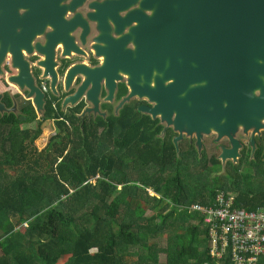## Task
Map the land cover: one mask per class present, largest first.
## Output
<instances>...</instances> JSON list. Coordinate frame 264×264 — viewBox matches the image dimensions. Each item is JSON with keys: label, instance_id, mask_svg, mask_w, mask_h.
<instances>
[{"label": "trees", "instance_id": "1", "mask_svg": "<svg viewBox=\"0 0 264 264\" xmlns=\"http://www.w3.org/2000/svg\"><path fill=\"white\" fill-rule=\"evenodd\" d=\"M135 108L61 119L48 103L21 128L0 113V264H233L211 256L202 215L179 206L224 190L264 208V140L223 164L196 138L177 150L174 129Z\"/></svg>", "mask_w": 264, "mask_h": 264}, {"label": "water", "instance_id": "2", "mask_svg": "<svg viewBox=\"0 0 264 264\" xmlns=\"http://www.w3.org/2000/svg\"><path fill=\"white\" fill-rule=\"evenodd\" d=\"M84 1L0 0V71L6 52L11 51L21 72L10 80L29 87L31 94L37 91L34 102L39 113L43 93L32 83L22 50L45 54L40 64L46 75L53 76L54 86L57 44L62 42L64 55L71 49L79 52L70 31L79 23L88 28L79 13L71 20L65 16ZM97 2L89 16L101 25L103 33L97 40L104 46L96 44L95 48L105 56L104 63L96 68L85 64L70 68L68 82L79 72L89 77L65 104H74L93 76L88 94L94 107L86 111L97 113L100 80H106V99L111 100L117 80L128 74L131 91L118 108L135 94L147 97L154 104L142 105L140 111L159 117L178 132L173 138L177 150L184 134L196 138L201 152L204 136L215 133L217 141L218 133V138L228 137L232 143L222 148V160L237 161L241 144L235 134L240 128L252 130L254 145L255 134L264 127V0ZM47 26L52 28L47 42L33 43ZM4 109L0 102V111Z\"/></svg>", "mask_w": 264, "mask_h": 264}, {"label": "flooded vegetation", "instance_id": "3", "mask_svg": "<svg viewBox=\"0 0 264 264\" xmlns=\"http://www.w3.org/2000/svg\"><path fill=\"white\" fill-rule=\"evenodd\" d=\"M104 1L105 0H85L82 5L76 7L75 11H67V14L65 16L66 19L71 20L75 15L79 13L85 20L88 28L86 30V27L83 24L79 23L72 29V31H70L73 42L80 49L79 52H75L74 49H71L70 54L64 55V47L62 46V42H59L57 44L55 53V61L57 63L55 69L57 72V77L54 81V86L53 76L50 73L46 75L45 67L40 64V61L45 58V54L40 53L36 49H34L32 52L22 50L25 61L29 63L32 83L37 89H39V91L43 93L44 104L41 117L44 115L45 105H48V103H52V106L55 108V114L60 115L62 113L59 117L61 119H64L65 116L70 113L71 118L77 116L82 119H84L85 117L94 118L97 115L106 117L111 112L117 114L120 109H122V107H124L126 104H131L134 108L136 107L135 109H138L139 111L140 106L142 105L152 106L154 104L147 97L142 98L139 95L135 94L128 101L124 102L122 107L118 108L121 101L126 96H128L131 91V88L128 84V74H121L122 78L117 80V86L114 92L113 99L111 100L106 99L109 93L106 80L104 78L100 80V90L98 95L99 112L97 113H95L94 111H86L87 108L94 107V103L89 98L88 94L89 90L93 87V76L91 79H89V82L85 86L83 92L78 96L77 101L74 104H72L71 102L65 104L66 98L75 95L89 77L88 75L79 72L76 73L68 82V72L70 71V68L76 64H85L90 68H96L103 65L104 63L105 56L101 53H98L97 49L95 48L96 44L104 46V42H100L97 40L101 33H103L101 25L98 20H94L89 16L90 13H94L96 11L93 4L95 2L101 3ZM20 12L23 13L24 9H21ZM120 14L122 15V13ZM108 23L113 28V25L109 19ZM51 30L52 28L50 26H47L46 31L44 33L38 34L34 38L33 43L40 42L41 44H44L45 42H47L46 34ZM125 31H127V28L125 29ZM112 35L113 37L118 36L114 30L112 31ZM129 45L132 44L130 43ZM1 70L0 102L5 106V109L0 111L2 117H11V113L17 112L27 117V125H30V123H34V119H31L29 117V113L26 112L25 109L34 111L35 113H37V115H39L34 102V97L36 96L37 91L31 94V89L29 87L25 86L24 88H22L17 83L10 80V77L19 75L21 72V69L14 65V56L11 51L6 52L1 62ZM78 109L80 110L76 112V110ZM161 123L165 125V128L171 127L173 129L172 126H168L165 122L161 121ZM176 133L178 134V132ZM244 136L246 137V139L244 138ZM185 137L188 136L184 134L182 139H184ZM218 137L219 135L217 133V148L219 149L217 157L222 161L223 164L228 161H233L234 163H236L242 157L244 150H248L249 156L253 157L257 148L261 144V140H264V127L260 130V133L255 134L254 145L252 143V130L245 131L244 128H240L236 132L235 137L241 144V146L239 147V156L237 158V161H234L232 158H227L225 162L222 160V158L220 157L223 151L222 148L232 147V143L228 137ZM214 140H216V137H214Z\"/></svg>", "mask_w": 264, "mask_h": 264}, {"label": "built area", "instance_id": "4", "mask_svg": "<svg viewBox=\"0 0 264 264\" xmlns=\"http://www.w3.org/2000/svg\"><path fill=\"white\" fill-rule=\"evenodd\" d=\"M238 192L219 191L212 204L184 205L203 217L208 230L210 254L220 261L229 256L233 264H259L264 256V208L237 205Z\"/></svg>", "mask_w": 264, "mask_h": 264}, {"label": "rangeland", "instance_id": "5", "mask_svg": "<svg viewBox=\"0 0 264 264\" xmlns=\"http://www.w3.org/2000/svg\"><path fill=\"white\" fill-rule=\"evenodd\" d=\"M39 115H37V118L34 119L35 122H37L42 114V111H40V113L38 112ZM11 117H3L5 120L7 121H13L16 120V124H15V128H21L22 126H26L27 125V117L23 116L22 114L19 113H11L10 114ZM54 119H50L45 121V126H44V131L41 134V136L36 140V144L38 145L39 148H42L48 140V137L50 134H52L54 132V125H53ZM31 124V123H30ZM214 137H216L215 133L209 134V135H205L203 138V142H204V146L210 153L212 152H219V149L217 148V141L214 140ZM244 138L246 139V137L244 136ZM216 141V142H215ZM94 181V179L92 180ZM184 205L179 206V208H183ZM190 206V205H187ZM148 213L152 214L151 211L149 210ZM24 226V225H23ZM22 226V228H23ZM68 256H64L59 260V263L62 264L63 262H65L67 260Z\"/></svg>", "mask_w": 264, "mask_h": 264}, {"label": "bare ground", "instance_id": "6", "mask_svg": "<svg viewBox=\"0 0 264 264\" xmlns=\"http://www.w3.org/2000/svg\"><path fill=\"white\" fill-rule=\"evenodd\" d=\"M23 50H25V49H23ZM154 74L156 75L157 74V71H154ZM153 83V82H152Z\"/></svg>", "mask_w": 264, "mask_h": 264}]
</instances>
